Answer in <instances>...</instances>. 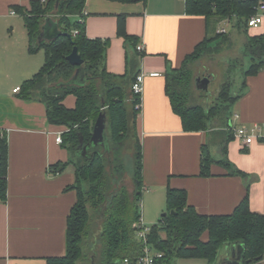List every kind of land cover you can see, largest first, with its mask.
<instances>
[{
    "label": "crops",
    "instance_id": "0c3cea01",
    "mask_svg": "<svg viewBox=\"0 0 264 264\" xmlns=\"http://www.w3.org/2000/svg\"><path fill=\"white\" fill-rule=\"evenodd\" d=\"M31 1L0 0V18L5 19L10 30L9 38L0 41V130L6 131L9 143L8 197L0 202V264H47L48 257L65 255L68 217L77 200L76 190L68 189L76 181L74 165L53 173L54 164L73 157L57 141L58 134L68 127L48 121L45 102L14 91L42 67H36L31 58L36 53L29 52L23 16L19 12L11 14L15 6L29 9ZM84 14L88 37L109 40L106 50L109 72L127 76L130 86L136 74L146 73L142 108L134 129L143 148L144 223L156 222L167 209L169 187L186 189L189 204L199 213L209 215L233 212L249 188L251 209L264 214V140L243 145L234 135L227 143L228 158L247 177L231 175L218 163L212 164V175L201 176L205 144L210 147V142H214L218 155L213 157L224 158L227 124L223 125V131H216L212 125L209 130L186 131L166 90L167 73L179 69L186 56L208 35L206 17L187 13L185 0H87ZM14 15L22 18L23 25ZM121 17L125 18L126 32L143 45L142 51L118 33ZM47 19L42 27L48 24ZM229 23L239 34L234 20L219 22L216 32ZM263 32L264 21L248 30L250 35ZM240 36L245 37L241 30ZM245 42L246 37L242 44ZM20 60L23 63L14 67L13 62ZM246 81V89L233 105L228 125L259 124L264 130V69L248 76ZM64 103L74 107L76 97L70 94ZM127 103L132 116L133 105L130 100ZM129 145L133 147V140ZM237 245H226L225 254L230 256ZM231 257L225 258L226 264ZM256 264H264V259Z\"/></svg>",
    "mask_w": 264,
    "mask_h": 264
},
{
    "label": "trees",
    "instance_id": "16d2710c",
    "mask_svg": "<svg viewBox=\"0 0 264 264\" xmlns=\"http://www.w3.org/2000/svg\"><path fill=\"white\" fill-rule=\"evenodd\" d=\"M87 0H32L29 9L15 6L24 18L29 37V52L45 51L42 67L20 86L28 99L46 103L48 121L65 125L62 144L72 153V159L53 165V173L63 172L69 164L75 167L76 181L68 189H75L77 200L68 217L67 251L63 256H50L47 264H83L85 247L90 236L93 212L101 219L97 234L101 244L99 264H122L124 258L136 264V257L143 250L137 236V223L142 218L141 194L143 187V148L134 132L138 110L137 100L127 76L108 71L106 50L108 39L90 38L86 32L84 9ZM135 2L146 0H121ZM261 0H185L189 14L206 17L208 35L188 54L183 65L166 75V90L172 108L186 131L209 130L210 122L219 116L225 124L231 117L226 108L234 105L247 86L246 78L264 69V32L248 33L249 18L257 12ZM264 1V0H263ZM79 17L76 19L75 17ZM52 18L61 34L53 40L39 41L42 24ZM223 20H234V25L244 32V51L251 58V65L244 72L242 86L237 91L227 83L218 96L217 104L204 107L196 101L197 89L190 66L211 48L214 41L227 39V32H216ZM216 25L213 27L212 25ZM234 27V26H233ZM118 33L130 39L137 49V38L126 32L125 18L119 19ZM77 46L84 59V79L75 78L77 66L67 56ZM135 78H133L132 82ZM202 93V92H201ZM73 94L74 107L64 99ZM133 105L129 111L128 101ZM101 112L107 116L106 143L94 146L91 140L95 122ZM228 140L223 146L224 158L213 157L205 144L201 155V176L212 175V164L218 163L231 175L247 177L248 174L228 158L227 143L234 132L227 128ZM88 146V156L82 155L80 138ZM133 140L132 165L124 159V147ZM0 202L8 197L9 143L6 131L0 130ZM131 166V167H130ZM126 171H131L135 189L122 183ZM167 215L151 225L148 234L153 249L163 252L160 264H172L178 258H198L199 264H218L220 251L226 245L243 244L241 264H256L264 259V214L250 207L249 188L242 201L229 214H201L189 204L188 192L169 187ZM222 263H225V261Z\"/></svg>",
    "mask_w": 264,
    "mask_h": 264
},
{
    "label": "rangeland",
    "instance_id": "374dc122",
    "mask_svg": "<svg viewBox=\"0 0 264 264\" xmlns=\"http://www.w3.org/2000/svg\"><path fill=\"white\" fill-rule=\"evenodd\" d=\"M17 15L14 16H16V18L20 20V24H22V18ZM4 20H1L0 18V41H5L9 38L10 35L9 26ZM212 26L215 27L216 25L214 24ZM224 26L227 29L228 33L227 39L225 38V40L221 41L220 43L218 41L212 42L210 50L204 53V55L200 59L190 64L193 70L194 79L195 77L203 76V74H207L211 78L208 91L197 90L199 91V94L198 98H196V101L204 107H212L217 104V99L220 91L227 83H230L232 89H234L235 91L241 88L242 81L244 79V72L250 67L252 63L250 56L244 51V44H242V42L243 40H245V37L242 36L241 38L240 29L239 34H236L234 32L233 26L230 23L225 24ZM24 30L22 32H24ZM229 33L231 35H229ZM233 33H235L236 35H234ZM31 58L35 60L36 67H40L41 65H43V60L45 58L44 49H41L38 53L35 54L34 57ZM20 63H23V60H20L19 62L14 61L13 66L17 67ZM226 110L228 114L232 115L234 112V106L231 105L229 108H226ZM224 124L225 122L219 116H215L210 122V125H212V127L216 126V131H223V128L225 130V127H223ZM210 143L211 152L213 156L216 157V155L218 154L215 150L216 147H214L215 143ZM132 148L133 147H130L129 144L124 147V159L126 160V163L128 165L133 164L131 160L133 157ZM121 181L129 188H131V190L135 189L131 171H126ZM140 203H142V200H140ZM164 212H166V210L162 211L159 214L158 218H156V222H150L147 224L152 225L154 223H157L162 218V214ZM100 226L101 219L97 213L93 212L90 229L91 232L90 236L87 239L88 241L85 247V257L83 260V264H99L101 244L98 242L97 234L100 230ZM230 256H232V253ZM230 256L225 254V249L223 247L220 251V256L217 261L218 264H226L222 263V261L224 262L225 258ZM203 262V260L198 258H178L175 259L172 264H199Z\"/></svg>",
    "mask_w": 264,
    "mask_h": 264
},
{
    "label": "built area",
    "instance_id": "2783aa9c",
    "mask_svg": "<svg viewBox=\"0 0 264 264\" xmlns=\"http://www.w3.org/2000/svg\"><path fill=\"white\" fill-rule=\"evenodd\" d=\"M44 1V0H43ZM11 14H17V11L11 10ZM264 21V1L261 0L257 6V12L253 14L249 20V27H258ZM220 32H227L226 28H220ZM137 50L142 51L143 45L138 44ZM151 75H157V73H151ZM146 73L139 72L136 74L134 81L132 82V92L136 96L137 100L134 103V108L138 110V112L142 108L143 101V91H144V81H145ZM21 90L20 86L16 87L14 91L19 92ZM235 117H238V114H235ZM228 129L234 132L235 137L240 139L243 145H251L256 139L264 140V130L259 126V124H254L251 127L246 126H235L233 124H229ZM62 134H58L57 141L62 142ZM138 227L137 236L140 241L143 243V250L141 254H139L135 262L136 264H160L159 261L163 258V252L157 251L152 248L149 242L148 234L151 231V225H147L144 223L143 218H140L138 223L136 224ZM131 259L126 257L123 259L122 264H130Z\"/></svg>",
    "mask_w": 264,
    "mask_h": 264
},
{
    "label": "water",
    "instance_id": "95a60500",
    "mask_svg": "<svg viewBox=\"0 0 264 264\" xmlns=\"http://www.w3.org/2000/svg\"><path fill=\"white\" fill-rule=\"evenodd\" d=\"M47 20H48V24L42 27L41 33L38 37L39 41H42L44 39L53 40L64 33L59 28L58 24L52 20V18L49 17ZM64 34H68V33H64ZM67 60L72 65L77 66V69L75 72V78L81 76V79L83 80L84 70L82 66L84 64V59L79 53L77 46H74L72 52L67 56ZM210 81H211V78L208 75L198 76L195 78L196 88L199 91H208ZM106 130H107V116L105 112H101L95 122L93 134L91 137V140L94 146L104 145L106 143V140H107ZM80 141L81 142H80L79 148L82 150L81 152L82 155L88 156L89 154L88 146L84 145L83 137L80 138ZM0 159H1V153H0ZM162 215L166 216L167 212H164ZM243 253H244L243 244H238L237 246L233 247L232 257L228 258L227 264H241Z\"/></svg>",
    "mask_w": 264,
    "mask_h": 264
},
{
    "label": "flooded vegetation",
    "instance_id": "af4514ba",
    "mask_svg": "<svg viewBox=\"0 0 264 264\" xmlns=\"http://www.w3.org/2000/svg\"><path fill=\"white\" fill-rule=\"evenodd\" d=\"M204 75H207V74H203V76H204Z\"/></svg>",
    "mask_w": 264,
    "mask_h": 264
}]
</instances>
